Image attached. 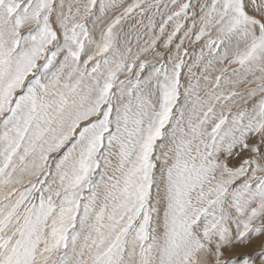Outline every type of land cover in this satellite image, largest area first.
<instances>
[{"label":"snow or ice","instance_id":"snow-or-ice-1","mask_svg":"<svg viewBox=\"0 0 264 264\" xmlns=\"http://www.w3.org/2000/svg\"><path fill=\"white\" fill-rule=\"evenodd\" d=\"M0 264H264V0H0Z\"/></svg>","mask_w":264,"mask_h":264}]
</instances>
